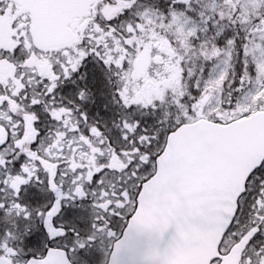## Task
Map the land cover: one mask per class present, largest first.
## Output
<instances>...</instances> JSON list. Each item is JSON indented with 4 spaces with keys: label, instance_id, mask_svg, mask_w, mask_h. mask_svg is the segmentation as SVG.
Instances as JSON below:
<instances>
[{
    "label": "snow or ice",
    "instance_id": "obj_1",
    "mask_svg": "<svg viewBox=\"0 0 264 264\" xmlns=\"http://www.w3.org/2000/svg\"><path fill=\"white\" fill-rule=\"evenodd\" d=\"M0 264H264V0H0Z\"/></svg>",
    "mask_w": 264,
    "mask_h": 264
}]
</instances>
